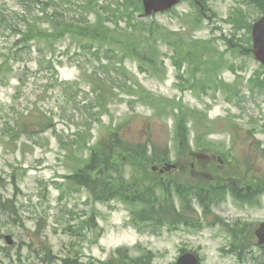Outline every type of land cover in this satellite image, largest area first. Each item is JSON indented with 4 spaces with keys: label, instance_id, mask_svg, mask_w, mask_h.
<instances>
[{
    "label": "rangeland",
    "instance_id": "374dc122",
    "mask_svg": "<svg viewBox=\"0 0 264 264\" xmlns=\"http://www.w3.org/2000/svg\"><path fill=\"white\" fill-rule=\"evenodd\" d=\"M259 1L183 0L150 18L124 16L145 21L146 27L157 23L167 34L138 35L141 52L156 49L153 68L141 70L135 56L120 64L116 53L110 65L98 68L97 58L72 41L71 53L63 55L67 41H61L56 53L45 55L65 62L58 66V78L71 84L67 95L55 84L53 71L39 67L38 54L26 58L25 86L19 87L16 78L0 85V264H105L120 248L129 249L132 258L150 252L154 264H176L183 252L197 254L201 264H264V252L251 238L264 223V88L251 82L264 77V68L250 50L252 27L262 15ZM96 8L105 21H119L116 10ZM85 14L84 0H0V63L18 36L10 26L22 29L24 21L42 24L55 16L73 21ZM190 45L199 48L192 63L178 68L177 47ZM210 64L219 67L214 74L218 87L193 90L201 68ZM95 71L99 77L110 72V84L100 86L105 91L101 106L94 100L96 79L89 76ZM45 116L51 128L36 130ZM17 119L35 127L34 132L11 135ZM114 132L135 145L148 144L163 159H122L119 171L125 188L132 181L141 187L148 174L152 181L165 178L181 213L165 226H134L131 212L140 204L131 208L117 198L97 201L69 180L89 149L107 143ZM168 164L177 169L160 172ZM107 175L119 176L115 171ZM219 175L246 178L235 189L250 198H237L225 185V190L213 189ZM252 181H260L259 187ZM207 183L211 186H197ZM230 230L244 232L245 244L233 245Z\"/></svg>",
    "mask_w": 264,
    "mask_h": 264
},
{
    "label": "trees",
    "instance_id": "16d2710c",
    "mask_svg": "<svg viewBox=\"0 0 264 264\" xmlns=\"http://www.w3.org/2000/svg\"><path fill=\"white\" fill-rule=\"evenodd\" d=\"M102 1L106 3L107 7L105 4L99 5ZM84 4L86 14L85 16L81 15L78 20L65 21V19L61 20L55 16L49 21H42V24L38 21H24L22 29L16 26H10L11 30L18 36L0 63V85H7L12 79L16 78L19 82V87L25 86L27 79L24 75L27 74L29 70V63L26 58H31L36 53L38 54V57H36L37 63L40 65L39 67H43L48 71H53L55 84L61 88L65 87L64 91L66 95L70 93L71 84L62 82L58 78V66H63L65 62L59 61V59L54 61L53 59L47 58L45 55L48 51L56 53L57 48H55V46L61 41V43L67 41L63 55H69L71 53L72 41L78 45L79 51L88 52L91 53L93 57H97L94 64H98V68H105L110 65L113 53H116L114 55L119 58L120 64L129 57L135 56L141 64V70L143 69L142 66L153 68L156 49L153 47L152 52H149L146 48L145 52H141L139 44H142V39L138 35L146 31H150V36H154L158 31L161 32L160 34H162V36L167 34L162 32V28L157 23H153L149 27H146L145 21H126L125 18H123L127 16L128 19L132 20L134 14H141L143 11L142 0H84ZM96 5H98L101 10H108L109 8V10L114 13H116V10L117 14H114V17L119 18V21H111V19L105 21V18L96 8ZM258 5L264 10V0L259 1ZM92 17L94 18L93 20L90 19ZM109 22L114 26H108L107 23ZM121 23H123L122 29H120ZM44 24H47L46 27ZM137 26H143L145 29H140ZM250 28L248 29L249 31ZM138 30L140 31L138 32ZM111 45L120 48L114 50ZM198 49V47L191 45L186 47V50L184 47H177V51L181 53L180 55L182 58L176 61V66L178 68L181 67L182 62L192 63L193 57L196 55L195 50ZM53 62L57 65L53 64ZM104 62H107L106 66ZM218 69L219 67L217 64H210L201 68L203 71L202 77L199 79L196 78L193 81L192 89L197 90L200 88L199 86L205 88L206 84L212 85L213 83L217 88L218 81L214 74H217L215 71H218ZM121 71L123 76L127 77L124 65H121ZM109 74L110 72H107L106 76L101 75V77H99L98 72L95 71L93 74L89 75H93L96 79L94 81L95 86H93V93L95 94L94 100L98 103V106L104 104L105 91L103 87L100 86H102L103 83L110 84ZM251 82H255L259 88H264V79L260 77L254 78ZM219 83L223 86L221 81H219ZM32 110L27 112L28 115L32 114ZM51 122V118L45 116V119L39 120L36 123V130H39L40 127L41 132H46L51 128ZM15 125L17 128L16 126L11 128V135L13 136L19 135V132H23L25 135L29 136L35 130L32 129L35 127L31 125L19 123L18 119L15 121ZM178 132L182 133L180 129H178ZM111 141H113L112 144H110ZM148 149H150L148 148V144L143 145V143L138 142L135 145L124 140L122 136L119 137L117 132H114L111 137H109L107 143L100 141L95 147L89 149L84 164L72 174L69 180H73L76 184L81 185L83 188H87L91 196L97 201L105 202L111 201V198L112 200L117 198L123 201V203H129L131 208L136 204H140L142 207L141 209H132L131 223L134 226H139L140 223H143L147 226L151 224L157 228H161L168 224L170 218L174 217L173 219H176L181 215L180 211L173 203L170 190L165 183V178L161 176L158 179L154 178V181H152V175L148 174L141 187H137L138 184L132 181L128 183L125 188L123 184L125 182V176L119 171V164L122 159H127L126 161H129L139 157L140 159L149 160L150 162H163V159L158 157L155 148H153L152 151ZM110 171L117 172L119 174L118 178L112 176L108 177L107 173ZM252 178H256V176H252ZM246 180V178L242 180L240 177L236 178L235 176L226 175L223 178L220 177L217 183L213 182V189H217V191L225 190V186H227L237 198L249 199L250 195L246 194L243 196L241 195V191L237 193L235 189L236 183L245 182ZM252 182L254 185L258 184L257 187H259L260 181L259 183L257 181ZM197 186L207 188L211 186V183ZM158 189L160 190L159 195L157 194ZM187 189L192 192L191 188ZM229 232L234 240L233 245L245 244L243 239L244 232L243 236L238 230H230ZM251 238L253 240L254 235L251 234ZM238 248L240 249L241 247ZM260 249L264 252V248ZM64 264L88 263L71 260L66 261ZM105 264H153V257L150 252H147L137 258H132L129 249L120 248L112 254L111 258Z\"/></svg>",
    "mask_w": 264,
    "mask_h": 264
},
{
    "label": "water",
    "instance_id": "95a60500",
    "mask_svg": "<svg viewBox=\"0 0 264 264\" xmlns=\"http://www.w3.org/2000/svg\"><path fill=\"white\" fill-rule=\"evenodd\" d=\"M142 2L145 16H152L153 14L164 13L173 9L179 5L182 0H143ZM252 36L255 57L264 65V14L262 18L255 23ZM255 235L258 239L259 245L264 246V223L259 226ZM8 242L11 244L9 237ZM177 264H199V261L196 255L187 253L179 258Z\"/></svg>",
    "mask_w": 264,
    "mask_h": 264
}]
</instances>
